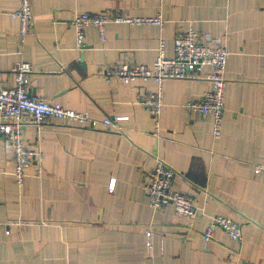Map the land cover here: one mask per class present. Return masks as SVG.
Wrapping results in <instances>:
<instances>
[{"label":"crops","instance_id":"crops-1","mask_svg":"<svg viewBox=\"0 0 264 264\" xmlns=\"http://www.w3.org/2000/svg\"><path fill=\"white\" fill-rule=\"evenodd\" d=\"M18 6L0 0V85L13 87V70L26 62L31 96L98 121L126 120L26 126L24 141L43 161L39 175L36 163L26 169L21 187L0 137V264H264V176L252 172L264 165V0H30L32 33L24 39L10 16ZM104 11L159 15L164 24L109 23L104 41L88 27L79 51L73 18ZM188 30L221 39L228 52L219 139L211 117L184 110L209 89V67L200 79L162 83L158 136L141 105L157 84L103 76L113 64L152 66L161 40L172 57L175 37ZM156 159L174 171V189L194 201L193 221L171 206L149 207L143 184ZM214 216L236 222L241 241L217 230L205 246Z\"/></svg>","mask_w":264,"mask_h":264},{"label":"built area","instance_id":"built-area-1","mask_svg":"<svg viewBox=\"0 0 264 264\" xmlns=\"http://www.w3.org/2000/svg\"><path fill=\"white\" fill-rule=\"evenodd\" d=\"M10 16L18 22L21 39L32 33L30 0H19L18 8ZM109 23L162 27L164 21L159 15L142 18L119 11L81 13L76 15L71 22L75 31L76 48L81 51L85 46V30L88 27L97 29L100 39L104 41L105 25ZM227 59L228 52L221 39L202 36L194 30H188L175 37L172 57L166 56L165 44L161 40L152 66L134 63L113 64L104 70L103 76L107 81L118 79L124 84L138 80H152L157 84V92L143 97L141 105L154 119L153 134L158 136L162 83L170 79L188 81L200 79L201 70L209 67L210 71L204 76L209 83V89L200 99L185 103L184 110L187 113H195L202 119L211 117L212 136L214 139H219L222 134L225 107L224 72ZM13 74V87L5 88L0 85V137L12 153L13 175L19 187L23 185L25 171L32 163L39 165L38 175L42 170V152L39 148L27 147L24 141L23 129L26 126L40 127L52 120H60L77 126L96 128L100 124L110 127L126 120V117H116L113 120L98 121L91 118L88 113L70 110L59 103L52 104L44 99L31 96L29 85L32 68L29 63H19L13 70ZM252 172L254 175L264 176V165H254ZM174 175V171L167 164L156 159L154 167L146 172L143 184L149 207L154 211H160L171 206L177 216L193 221L199 210L190 197L174 189ZM113 187L114 180L110 181L109 190L112 191ZM217 230L223 231L234 242L241 241V231L236 222L222 216H214L202 235L205 246L212 241ZM146 235L147 245L150 247L151 233L147 232Z\"/></svg>","mask_w":264,"mask_h":264},{"label":"water","instance_id":"water-1","mask_svg":"<svg viewBox=\"0 0 264 264\" xmlns=\"http://www.w3.org/2000/svg\"><path fill=\"white\" fill-rule=\"evenodd\" d=\"M245 264V263H244Z\"/></svg>","mask_w":264,"mask_h":264}]
</instances>
